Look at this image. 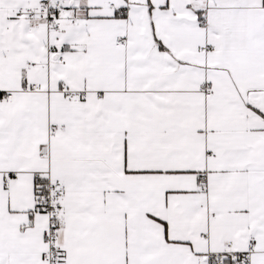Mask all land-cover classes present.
Returning a JSON list of instances; mask_svg holds the SVG:
<instances>
[{"label": "snow or ice", "instance_id": "1", "mask_svg": "<svg viewBox=\"0 0 264 264\" xmlns=\"http://www.w3.org/2000/svg\"><path fill=\"white\" fill-rule=\"evenodd\" d=\"M0 264H264V0H0Z\"/></svg>", "mask_w": 264, "mask_h": 264}]
</instances>
